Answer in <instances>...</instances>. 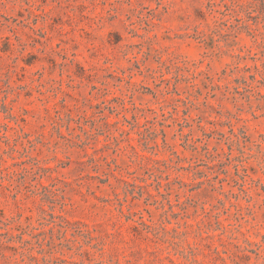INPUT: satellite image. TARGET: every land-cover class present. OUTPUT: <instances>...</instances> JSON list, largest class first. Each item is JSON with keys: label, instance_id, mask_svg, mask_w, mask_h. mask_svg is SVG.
Returning <instances> with one entry per match:
<instances>
[{"label": "rangeland", "instance_id": "obj_1", "mask_svg": "<svg viewBox=\"0 0 264 264\" xmlns=\"http://www.w3.org/2000/svg\"><path fill=\"white\" fill-rule=\"evenodd\" d=\"M0 264H264V0H0Z\"/></svg>", "mask_w": 264, "mask_h": 264}]
</instances>
